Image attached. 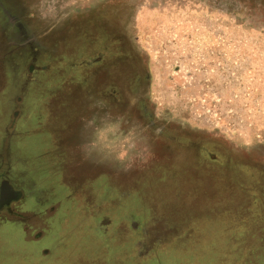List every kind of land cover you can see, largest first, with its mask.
<instances>
[{
  "label": "rangeland",
  "instance_id": "1",
  "mask_svg": "<svg viewBox=\"0 0 264 264\" xmlns=\"http://www.w3.org/2000/svg\"><path fill=\"white\" fill-rule=\"evenodd\" d=\"M140 79L153 116L174 128L162 137L111 123L103 91L115 83L121 103L134 102ZM59 103H85L94 121L81 129L104 171L73 159L54 169L63 183L50 171L45 152L69 135ZM50 106L45 122L65 128L57 137L37 118ZM103 214L148 231L133 222L104 237ZM0 216V264H261L264 0H0ZM233 217L248 237L223 233Z\"/></svg>",
  "mask_w": 264,
  "mask_h": 264
},
{
  "label": "crops",
  "instance_id": "2",
  "mask_svg": "<svg viewBox=\"0 0 264 264\" xmlns=\"http://www.w3.org/2000/svg\"><path fill=\"white\" fill-rule=\"evenodd\" d=\"M70 77H72V76H70ZM78 78H80V76L78 77V76H76V79H78ZM79 86H81V90H80V92H81V94H82V98L81 99H83L84 101H86V96H87V92H86V90H85V88L87 87L86 85H85V83L83 82V81H81L80 83H79ZM108 92L109 91H103V96L104 97H106V99L108 100ZM86 94V95H83V94ZM100 93H101V91H100ZM96 100H97V102H99L98 101V98H96ZM83 104V107L81 108V105H80V107H79V109L78 108H73L72 107V105H74V103L71 105V108L68 110L67 108H69V107H67L66 109L64 108V106H63V104L62 103H59V104H57L56 106H58V107H56V108H61V109H63V111H64V118H65V120H66V133H67V135H68V137L66 138V137H64V139H62L63 141L62 142H59V145H56V146H54L53 147V151H48V153L47 152H45L48 156H46L48 159H49V166H50V171L51 172H53L54 171V169H56L58 172H65V171H67L68 172V170L69 169H66L65 170V168H64V165H63V163H66V165L68 164V163H70L71 164V162H72V160L71 159H73V160H75L76 161V165L78 164H80V163H89L90 164V169H94V167L95 168H97L98 169V171L100 170V171H104V170H101V167L96 163V159H98L99 160V158H100V156H102V153L98 150V149H95V148H93L94 146H95V144H94V140H91L92 139V137L93 136H90L89 134H86V133H84V131L81 129V127H85L87 124H89V123H91V122H93L94 121V118L92 117V118H89L88 117V115L89 114H87L86 115V113H88V111H87V109H86V105H85V103H82ZM53 105V104H52ZM78 105V104H77ZM77 105H74V106H77ZM112 107H114L113 105H111ZM110 106V107H111ZM111 107V112H110V114L111 115H113V114H115V112H114V110H113V108ZM51 111L52 110V107L50 106V108L46 111L45 110V113L41 116H38L37 118L40 120V122L42 121V119H44L42 122H43V124H42V126L41 127H43V128H49L50 129V131H51V133L49 134V136H58V135H62V134H64L65 133V128L60 124V122L59 123H54V122H52V120H53V118L52 119H50L49 120V122H45L46 121V119L45 118H43L44 117V115L48 112V111ZM77 110V112H79L78 113V117L76 118V119H73L72 118V120H71V122L68 120V116H69V112L70 111H76ZM51 113L54 115V113H53V111H51ZM125 122L124 120H117V119H115L114 117L111 119V123H112V125L114 126V125H117V124H119V123H121V122ZM126 123V122H125ZM50 124V125H49ZM39 126V125H38ZM5 131V130H4ZM4 131H3V133H4ZM4 138H2L1 140H3ZM54 142H57L55 139H54ZM68 143H74L75 144V149L74 150H67L66 149V145L68 144ZM50 154V155H49ZM62 154H68L69 155V159L67 158V159H65L64 157H62L61 155ZM56 155V156H55ZM58 158H59V161H58ZM63 159V160H62ZM91 159H93V160H91ZM89 160H91V161H89ZM127 166H130V164H128ZM77 170H80L78 167H76V170H75V172L77 173ZM16 173V171L15 170H11V168H10V174H9V177H11L12 176V178H16L17 179V175L15 174ZM57 172H55L54 171V174L56 175V179L60 182V183H63V181H64V179H66L67 177L65 176V178H64V176H62L61 175V173H58V175L59 176H57V174H56ZM83 174H85V172H82ZM101 173H103V172H98V175H100ZM130 173V176H132V170H129V171H127V172H125V173H122L123 174V178H126V174H129ZM87 174H89V172L87 173ZM104 174V173H103ZM111 175V174H110ZM113 175H118L116 172H114L113 173ZM15 176V177H14ZM61 176V177H60ZM119 176H120V174H119ZM9 177H3L2 179H8V180H10V181H12V184H13V180H11ZM62 177H63V179H62ZM86 178H87V176H86ZM121 178V177H120ZM18 180V179H17ZM2 181V180H1ZM20 181V180H19ZM57 182V181H56ZM54 183H55V181L53 182V183H51L50 184V186H51V188L52 187H55L54 186ZM73 184V183H72ZM15 185V184H14ZM76 185V188H77V190H79V189H81V188H86L84 185H83V183H81L80 185H83V186H80V185H77V184H75ZM74 188V187H73ZM13 189H14V191L15 192H17V193H20V195H21V203H23L24 201H23V198H25L24 196H23V194H22V192H20V191H17L18 189H17V186L15 185V187L13 186ZM87 189V188H86ZM243 189L245 190V188L243 187ZM69 195L71 196V197H73L72 196V194L71 193H69ZM191 196V194L190 195H188V197H190ZM66 197V196H65ZM112 198H114V197H111L109 200H111ZM62 199H64V198H59V199H57V200H55L54 201V205L55 206H53L54 208L55 207H58L57 208V211L54 213V214H52L53 216L54 215H56L57 214V212H58V209H60V206H61V204H62ZM96 202V210L98 209H100V207H102V204L101 203H99V202H107V204H108V201H105V200H100V201H95ZM107 204H105V205H107ZM15 205H17V204H15ZM22 207H23V205H21ZM89 206H93L92 204H90ZM13 208V207H12ZM24 209H25V207H23ZM86 208H88V204H87V206H86ZM28 209V208H27ZM41 211L42 210H44L45 208L44 207H42V208H39ZM27 211H31L32 213H33V211L32 210H27ZM11 212H12V210H11ZM36 212V211H35ZM96 212V211H95ZM40 213V211H37L36 212V214L34 215V216H36V217H38L39 215H37V214H39ZM44 213V214H43ZM42 215H45V211H42V213H41ZM94 214V213H93ZM1 217V216H0ZM1 218H3V217H1ZM234 218V219H233ZM232 219H228V221H232L233 223H234V227H231L232 228V231H223V233L225 232V234H228V235H231L233 238L237 235V237H240V238H246V237H248L247 236V230H246V228H247V225H245V221H237V219L236 218H238V217H233ZM4 219V218H3ZM5 219H7V218H5ZM46 220H47V217L45 218ZM151 220V219H150ZM48 221V220H47ZM133 222H138V223H140V232L142 233V231L145 229L146 231H148L147 230V228H145L144 226L146 225V222H143V221H141V220H137V219H132V218H129L126 222H124L123 220H119V219H116V218H113V215H111V214H103V215H100V218L97 220V222L95 223V225L96 226H98V230H101L102 232H105V236L104 237H106L107 235H108V232L109 231H111L112 230V228H115V227H117L118 228V231H119V229H120V226L122 225V224H124V226L126 227V223H127V225L129 226H131V224L133 223ZM153 222V220H151V222L150 223H152ZM155 222V221H154ZM160 222V221H159ZM224 222V221H223ZM149 223V224H150ZM176 224H178V223H176ZM220 224V223H219ZM21 226H23L24 227V225L23 224H21ZM157 226V225H156ZM31 227H33L32 225H31ZM25 228V227H24ZM34 228V227H33ZM151 228L152 227H150V230H151ZM35 231V230H34ZM33 231V232H34ZM143 234V233H142ZM254 234H256V233H254ZM146 235V234H145ZM145 237V236H144ZM146 237H147V235H146ZM252 238H254V239H256V241H259L261 238H258V237H256V236H252ZM263 240V239H262ZM262 244L264 245V242H262ZM237 247L239 248V245H237ZM229 248H231V247H229ZM258 249V248H257ZM255 250V249H254ZM253 251V250H252ZM232 252H234V253H236V251L233 249V251ZM254 253H255V251H253ZM45 253H47V254H45ZM50 254V250L49 249H45V251H43L42 252V257H49L48 255ZM257 257V255H255V258ZM217 261V260H216ZM221 263V262H220ZM260 263L261 264H264V256L263 257H261V261H260ZM218 264H219V262H218Z\"/></svg>",
  "mask_w": 264,
  "mask_h": 264
},
{
  "label": "flooded vegetation",
  "instance_id": "3",
  "mask_svg": "<svg viewBox=\"0 0 264 264\" xmlns=\"http://www.w3.org/2000/svg\"><path fill=\"white\" fill-rule=\"evenodd\" d=\"M112 74H110L111 76ZM147 78V77H146ZM144 79V77H143ZM140 82L138 80V84L135 83V88L138 87V91H136L135 95V101H131V96L127 99V103H121V100L125 99V96L121 99V87L120 85H116L115 83L111 84V86L108 87V101H111V104L113 106H118L115 110V113H119V117H115V114H113V117L117 120H124L125 122L131 124L134 120L138 124H143L145 126V129L148 127L151 129V131L154 133H157L158 137L164 136L165 133L172 131L174 128H170L169 123H164L163 119H157L154 117L152 110L150 107H153V105L150 106V102L148 101V98L145 96V90H143L144 85H140ZM143 87V88H142ZM129 94V93H127ZM133 112L139 113V116H136L135 118L133 116ZM124 116H127L125 118ZM124 117V118H121ZM148 121V123H147ZM176 130V129H175ZM188 139L190 138L189 135H187ZM178 139V136L175 134H172L170 137L171 142L176 141ZM189 141V140H188ZM159 146L161 149H166L168 151H172L173 149L168 147L167 145H162V142L159 141ZM168 148V149H167ZM190 163V161H188Z\"/></svg>",
  "mask_w": 264,
  "mask_h": 264
},
{
  "label": "trees",
  "instance_id": "4",
  "mask_svg": "<svg viewBox=\"0 0 264 264\" xmlns=\"http://www.w3.org/2000/svg\"><path fill=\"white\" fill-rule=\"evenodd\" d=\"M163 255V254H162ZM160 256V255H159ZM168 257V256H167ZM161 258V257H160ZM160 258H158L157 257V259H156V261L152 258L151 260H152V262L154 261L155 262V264H163V261L161 260L160 261ZM169 258H171V256L169 257ZM172 258H173V256H172ZM104 264H106L105 263V260H104Z\"/></svg>",
  "mask_w": 264,
  "mask_h": 264
}]
</instances>
